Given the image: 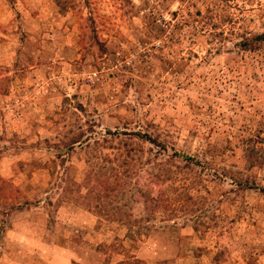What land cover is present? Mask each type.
Here are the masks:
<instances>
[{
    "label": "rangeland",
    "instance_id": "obj_1",
    "mask_svg": "<svg viewBox=\"0 0 264 264\" xmlns=\"http://www.w3.org/2000/svg\"><path fill=\"white\" fill-rule=\"evenodd\" d=\"M0 264H264V0H0Z\"/></svg>",
    "mask_w": 264,
    "mask_h": 264
}]
</instances>
